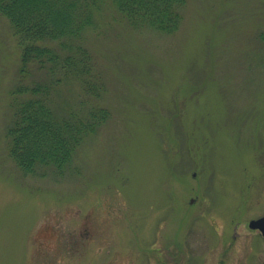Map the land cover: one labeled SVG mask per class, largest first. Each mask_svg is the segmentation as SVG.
I'll return each instance as SVG.
<instances>
[{
	"label": "rangeland",
	"instance_id": "obj_1",
	"mask_svg": "<svg viewBox=\"0 0 264 264\" xmlns=\"http://www.w3.org/2000/svg\"><path fill=\"white\" fill-rule=\"evenodd\" d=\"M181 11L173 33L133 27L110 1L94 11L82 41L105 92L70 80L53 96L110 116L64 169L35 173L8 154L21 49L0 13V264H215L222 251L264 264L255 232L230 236L264 212V0ZM25 79L46 74L31 64Z\"/></svg>",
	"mask_w": 264,
	"mask_h": 264
},
{
	"label": "trees",
	"instance_id": "obj_2",
	"mask_svg": "<svg viewBox=\"0 0 264 264\" xmlns=\"http://www.w3.org/2000/svg\"><path fill=\"white\" fill-rule=\"evenodd\" d=\"M110 1L133 27L163 33L178 30L186 0H0V13L10 22L20 46L21 84L12 99L13 121L7 129L8 154L25 173L53 166L62 170L82 142L110 116L96 102L84 110H59L53 96L63 81L79 83L88 98L100 99L104 81L83 31L94 11ZM31 64L46 80L26 82ZM97 99V100H98Z\"/></svg>",
	"mask_w": 264,
	"mask_h": 264
},
{
	"label": "flooded vegetation",
	"instance_id": "obj_3",
	"mask_svg": "<svg viewBox=\"0 0 264 264\" xmlns=\"http://www.w3.org/2000/svg\"><path fill=\"white\" fill-rule=\"evenodd\" d=\"M196 173L194 172V175H195ZM190 202H193V201H195V200H189ZM221 201L222 200H211V203L212 204H216V205H221L220 203H221ZM243 201V203H241ZM231 202H233V205H234V209L235 210H237V211H241V210H243L242 212H244V211H246L247 210V203L248 202H250V200H232ZM237 202H240L239 204L237 203ZM240 206V207H239ZM213 208V207H212ZM214 209V208H213ZM221 211L222 212H224L223 211V209H221ZM262 216H264V212L262 213V214H258L257 216H255V217H251L250 219H248V220H246L245 222H244V226H243V228L240 230V231H238L237 229H234L233 230V234H231L230 236H232V238H237L238 236L239 237H241V236H250L251 234H253L254 232L259 236V237H261L262 239H263V241H264V233L262 232V230L259 228V227H252L251 225H250V221L252 220V219H255V218H259V217H262ZM212 224V223H211ZM215 226V225H214ZM213 227V226H212ZM216 227V226H215ZM214 229V228H213ZM215 230H216V228H215ZM252 246V245H251ZM251 246H250V248H251ZM247 254H246V252H245V256L244 257H247L248 256V253H249V251H250V249H249V247L247 248ZM224 253H226V251H222V255L221 256H217V262L215 263V264H228V260H227V258H226V255L224 254ZM244 261V260H243ZM177 262V261H176ZM178 263V262H177ZM179 264V263H178ZM204 264H205V262H204ZM237 264H242V259H241V261H238L237 262ZM243 264H245V263H243Z\"/></svg>",
	"mask_w": 264,
	"mask_h": 264
},
{
	"label": "water",
	"instance_id": "obj_4",
	"mask_svg": "<svg viewBox=\"0 0 264 264\" xmlns=\"http://www.w3.org/2000/svg\"><path fill=\"white\" fill-rule=\"evenodd\" d=\"M250 225L252 227H259L262 232L264 233V216L258 218V219H252L250 221ZM174 264H177V263H174Z\"/></svg>",
	"mask_w": 264,
	"mask_h": 264
}]
</instances>
